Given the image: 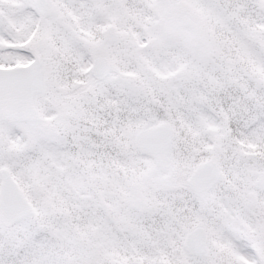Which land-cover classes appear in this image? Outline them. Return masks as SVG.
<instances>
[{
	"label": "snow or ice",
	"instance_id": "obj_1",
	"mask_svg": "<svg viewBox=\"0 0 264 264\" xmlns=\"http://www.w3.org/2000/svg\"><path fill=\"white\" fill-rule=\"evenodd\" d=\"M0 264H264V0H0Z\"/></svg>",
	"mask_w": 264,
	"mask_h": 264
}]
</instances>
